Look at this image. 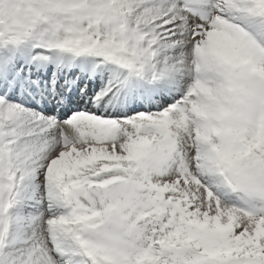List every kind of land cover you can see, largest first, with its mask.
I'll list each match as a JSON object with an SVG mask.
<instances>
[{
  "label": "snow or ice",
  "instance_id": "1",
  "mask_svg": "<svg viewBox=\"0 0 264 264\" xmlns=\"http://www.w3.org/2000/svg\"><path fill=\"white\" fill-rule=\"evenodd\" d=\"M0 264H264V0H0Z\"/></svg>",
  "mask_w": 264,
  "mask_h": 264
}]
</instances>
